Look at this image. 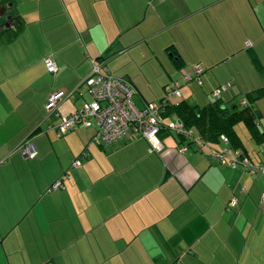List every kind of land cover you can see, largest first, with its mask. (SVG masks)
Segmentation results:
<instances>
[{
    "label": "crops",
    "instance_id": "crops-1",
    "mask_svg": "<svg viewBox=\"0 0 264 264\" xmlns=\"http://www.w3.org/2000/svg\"><path fill=\"white\" fill-rule=\"evenodd\" d=\"M96 63L139 108L170 84L172 102L205 107L230 83L222 108L253 114L233 120L228 155L264 167V0H0V264H264V173L221 162V136L162 129L149 152L140 135L95 141L94 119L56 134ZM195 66L201 82L185 81Z\"/></svg>",
    "mask_w": 264,
    "mask_h": 264
},
{
    "label": "built area",
    "instance_id": "built-area-1",
    "mask_svg": "<svg viewBox=\"0 0 264 264\" xmlns=\"http://www.w3.org/2000/svg\"><path fill=\"white\" fill-rule=\"evenodd\" d=\"M46 70L49 73L56 71V65L51 56L43 60ZM200 69L195 66L193 71L186 72L183 75L185 81L194 79L198 83L200 80ZM86 91L90 95V100L85 101L80 108H77L66 115H59L56 110L61 99V91H53L47 98L45 109L48 112H56L58 122L53 126L58 135H62L77 126H88L90 120L96 122V134L94 140L103 144H110L118 138L132 134L140 135L148 142L149 152H160L163 144L159 139V130L162 125L165 105L169 98L180 97L181 92L178 85L170 84L164 87V98L160 102H146L142 107H136L133 102L135 90L132 84L122 77L111 75L101 64H95L92 72L84 80ZM230 83L222 84L214 88L211 92L213 98H220L221 92L229 87ZM168 131L178 134L182 137H192L191 131L186 128L182 122H168L166 124ZM221 140L225 147L219 153L221 162L228 161L231 167H236L238 163L248 166L251 170L259 169L264 173V167H256L250 161L235 152L238 155H228V138L221 135ZM19 150L24 157L33 158L36 155V149L29 139H24L19 144ZM185 146H180L178 151L183 152ZM77 165V161L73 163ZM62 186L60 179L53 182L51 188ZM264 199V189L262 193ZM236 204V198L231 197L227 203L228 207ZM176 264H181L180 262Z\"/></svg>",
    "mask_w": 264,
    "mask_h": 264
},
{
    "label": "trees",
    "instance_id": "trees-1",
    "mask_svg": "<svg viewBox=\"0 0 264 264\" xmlns=\"http://www.w3.org/2000/svg\"><path fill=\"white\" fill-rule=\"evenodd\" d=\"M163 98L164 94L160 99L153 102H160L163 100ZM171 99L172 98H169L167 100L163 119L164 116L168 115L170 111H174L179 116L180 121L186 128L195 126L200 134V137L203 139H214L220 137L221 135H226L228 137L233 132L231 126L234 119H238L241 114H243L244 118H249L250 115L253 114L252 108L250 106H245L243 111H233V113H228L226 108H222L220 98H214V101L210 105L205 107L202 106L200 108L190 107L184 100L172 102ZM162 129L168 131L166 128V123L163 120L160 130ZM177 136L180 135L177 134Z\"/></svg>",
    "mask_w": 264,
    "mask_h": 264
}]
</instances>
